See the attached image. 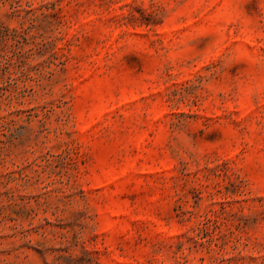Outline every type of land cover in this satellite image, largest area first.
I'll list each match as a JSON object with an SVG mask.
<instances>
[{"label": "rangeland", "instance_id": "1", "mask_svg": "<svg viewBox=\"0 0 264 264\" xmlns=\"http://www.w3.org/2000/svg\"><path fill=\"white\" fill-rule=\"evenodd\" d=\"M0 264H264V0H0Z\"/></svg>", "mask_w": 264, "mask_h": 264}]
</instances>
